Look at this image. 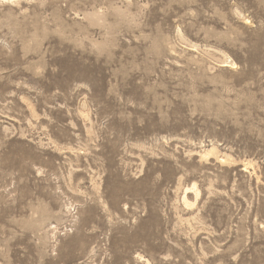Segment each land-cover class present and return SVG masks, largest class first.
<instances>
[{
    "label": "rangeland",
    "instance_id": "obj_1",
    "mask_svg": "<svg viewBox=\"0 0 264 264\" xmlns=\"http://www.w3.org/2000/svg\"><path fill=\"white\" fill-rule=\"evenodd\" d=\"M0 264H264V0H0Z\"/></svg>",
    "mask_w": 264,
    "mask_h": 264
},
{
    "label": "bare ground",
    "instance_id": "obj_2",
    "mask_svg": "<svg viewBox=\"0 0 264 264\" xmlns=\"http://www.w3.org/2000/svg\"><path fill=\"white\" fill-rule=\"evenodd\" d=\"M11 1H17V0H11ZM184 199L186 200V197L184 196ZM189 203V202H188Z\"/></svg>",
    "mask_w": 264,
    "mask_h": 264
}]
</instances>
